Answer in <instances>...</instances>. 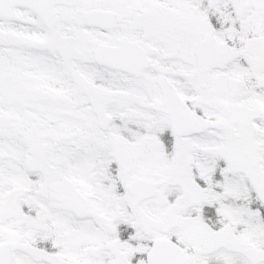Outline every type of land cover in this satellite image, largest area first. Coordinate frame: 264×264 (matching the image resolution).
I'll use <instances>...</instances> for the list:
<instances>
[{"label":"snow or ice","instance_id":"1","mask_svg":"<svg viewBox=\"0 0 264 264\" xmlns=\"http://www.w3.org/2000/svg\"><path fill=\"white\" fill-rule=\"evenodd\" d=\"M0 264H264V0H0Z\"/></svg>","mask_w":264,"mask_h":264}]
</instances>
